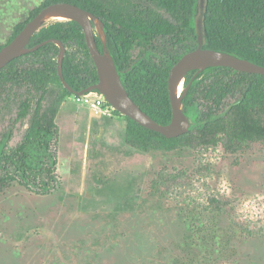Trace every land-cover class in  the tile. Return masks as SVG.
<instances>
[{
	"label": "trees",
	"instance_id": "16d2710c",
	"mask_svg": "<svg viewBox=\"0 0 264 264\" xmlns=\"http://www.w3.org/2000/svg\"><path fill=\"white\" fill-rule=\"evenodd\" d=\"M57 2L78 5L103 22L107 46L128 93L156 121L170 123V72L184 54L198 47L201 0H44L14 26L0 49L44 7ZM203 25L205 48L226 51L264 66V0H205ZM51 38L66 45L63 73L75 91L98 83V70L80 23L53 19L33 35L28 46ZM97 42L103 52L105 46L99 34ZM59 51L56 43L49 42L12 60L0 71V194L18 185L45 196L62 185L57 117L62 103L75 93L59 76ZM195 73L187 74L184 87ZM183 107L192 126L189 132L174 138L124 115L126 143L145 153L222 146L226 152L237 154L252 143L264 142L263 74L224 66L208 68L193 81ZM15 137L18 139L13 141ZM165 177L160 173L161 181H167ZM230 205L229 199H217L209 210L218 217L230 214ZM213 216L202 225L194 223L196 236L191 243L193 246L201 241L206 264L231 260L241 237L264 236L263 231L242 226L243 235L236 239L231 232L216 228ZM215 245L226 250L215 254Z\"/></svg>",
	"mask_w": 264,
	"mask_h": 264
},
{
	"label": "rangeland",
	"instance_id": "374dc122",
	"mask_svg": "<svg viewBox=\"0 0 264 264\" xmlns=\"http://www.w3.org/2000/svg\"><path fill=\"white\" fill-rule=\"evenodd\" d=\"M43 1L0 0V44ZM84 105L71 95L59 112L60 189L42 196L13 185L0 194V264H206L201 241L191 245L194 223L212 218L217 199L231 205L213 216L216 228L236 239L242 226L264 232V142L237 154L222 146L145 153L125 144L123 114L113 111L121 118L100 136L85 126L96 113L86 118ZM218 246L215 254L226 250ZM232 253L210 263L264 264V236L241 237Z\"/></svg>",
	"mask_w": 264,
	"mask_h": 264
},
{
	"label": "water",
	"instance_id": "95a60500",
	"mask_svg": "<svg viewBox=\"0 0 264 264\" xmlns=\"http://www.w3.org/2000/svg\"><path fill=\"white\" fill-rule=\"evenodd\" d=\"M202 13L198 17V47L184 54L172 67L169 76V94L173 108V117L170 123L161 124L145 112L130 96L117 67L114 56L107 46V36L103 22L92 12L69 2L52 3L44 7L21 32L7 45L0 49V71L12 60L34 52L49 42L56 43L59 48L58 72L64 86L76 96H82L94 90L100 91L107 101L120 111L141 125L157 131L168 138L178 137L190 131L192 120L184 111L183 101L193 81L203 71L211 67H231L238 71L258 73L264 75V66L235 54L204 47L203 11L205 0H201ZM53 19L75 20L81 24L86 35L90 54L96 64L99 81L85 89L75 91L68 83L63 73V62L66 55V45L59 39L51 38L29 47L33 35L47 22ZM100 31L105 50L102 52L97 42L96 26ZM196 71L191 82L180 91L186 76Z\"/></svg>",
	"mask_w": 264,
	"mask_h": 264
},
{
	"label": "crops",
	"instance_id": "0c3cea01",
	"mask_svg": "<svg viewBox=\"0 0 264 264\" xmlns=\"http://www.w3.org/2000/svg\"><path fill=\"white\" fill-rule=\"evenodd\" d=\"M81 110L85 114L86 118H89L91 116V114L95 113L93 111V109L90 106H87V105H84L81 108ZM95 116L96 117L92 121L91 124H90L89 120L85 121V126L86 127L93 126V131L95 130L96 132H98L100 134V136H103L106 133L110 132L109 126L112 125L113 123L117 122L116 119H112L111 117H120L121 118V115H115V114H96ZM59 117L60 116L58 114L57 122H58L59 127H60V119H59ZM123 127H124V131H123V137H124L125 130H126V122L123 123ZM124 140H125V138H124ZM125 144H127L126 141H125ZM59 158H60V156H59ZM59 163H60V159H59ZM58 172H59V164H58ZM59 174H60V172H59Z\"/></svg>",
	"mask_w": 264,
	"mask_h": 264
},
{
	"label": "built area",
	"instance_id": "2783aa9c",
	"mask_svg": "<svg viewBox=\"0 0 264 264\" xmlns=\"http://www.w3.org/2000/svg\"><path fill=\"white\" fill-rule=\"evenodd\" d=\"M77 97L89 104L96 114H112L115 111V108L107 101L104 94L98 90Z\"/></svg>",
	"mask_w": 264,
	"mask_h": 264
},
{
	"label": "bare ground",
	"instance_id": "6f19581e",
	"mask_svg": "<svg viewBox=\"0 0 264 264\" xmlns=\"http://www.w3.org/2000/svg\"><path fill=\"white\" fill-rule=\"evenodd\" d=\"M182 89H181V87H180V91H181Z\"/></svg>",
	"mask_w": 264,
	"mask_h": 264
}]
</instances>
